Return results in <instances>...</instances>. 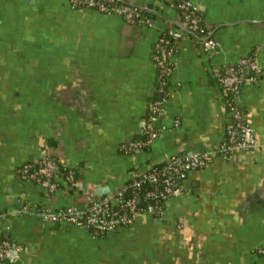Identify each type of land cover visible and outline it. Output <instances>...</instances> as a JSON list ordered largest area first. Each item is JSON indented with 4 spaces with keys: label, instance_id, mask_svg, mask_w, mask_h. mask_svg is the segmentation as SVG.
<instances>
[{
    "label": "crops",
    "instance_id": "crops-1",
    "mask_svg": "<svg viewBox=\"0 0 264 264\" xmlns=\"http://www.w3.org/2000/svg\"><path fill=\"white\" fill-rule=\"evenodd\" d=\"M128 1L161 11L128 22L69 0H0V242L21 247L0 264H264V0H194L221 50L179 40L160 134L133 154L120 144L142 132L157 85L153 48L180 16L160 0ZM248 55L262 69L242 93L257 150L189 170L162 219L140 215L104 236L35 212L84 204L172 155L216 149L227 109L213 63ZM51 149L79 176L49 197L18 168Z\"/></svg>",
    "mask_w": 264,
    "mask_h": 264
},
{
    "label": "built area",
    "instance_id": "built-area-1",
    "mask_svg": "<svg viewBox=\"0 0 264 264\" xmlns=\"http://www.w3.org/2000/svg\"><path fill=\"white\" fill-rule=\"evenodd\" d=\"M73 7L95 8L107 14L122 16L126 21L131 22L133 16L138 15L137 8L132 4H122L114 7L116 0H69ZM179 6L186 10L184 19L177 21L176 25L165 28L157 39L152 53V60L161 76H167L166 81L157 84L155 92L161 96L150 103L151 113L143 120L142 132L148 134L147 140H134L131 137L120 144V151L125 154H133L143 150L144 146H150L159 136L160 132L154 126L155 119L163 116L165 101L170 97V84L176 65L174 56L178 48V42L184 37H189V32L199 33L200 36L194 40L198 42L203 50L209 55H215L221 50V43L211 35L207 28H203L201 17L194 14L200 10L194 0H182ZM191 38V37H190ZM246 69L251 72L247 75ZM261 65L254 55H248L235 63L217 62L213 63V74L219 85H225L223 98L227 111L225 134L216 149L200 150L183 154H175L166 160L163 169H154L147 173L142 171L137 176L134 185L139 187L141 182H149L155 187L147 191L146 196L156 201L165 200L168 202L174 195L181 192L183 181L187 178L191 169H201L207 166L217 156L230 158L235 151H255L258 144L255 139L254 128L247 120L246 112L241 109L243 105L242 93L247 84L256 83L261 76ZM178 120L175 125L178 126ZM54 149L46 151L45 155L33 161L23 163L18 168L22 180H33L40 184L46 192V196H53L60 190V180L68 188L75 182L74 173L70 170L67 174H59V166L64 165L61 159L53 152ZM67 166V165H65ZM126 185L103 195L92 194L84 204L68 205L59 209L43 207L35 211L44 220L56 224H72L93 236H104L107 233L115 232L121 228L132 225L138 216L155 215L164 216L165 209L156 207L149 203L143 207L137 203V196L125 197ZM21 212L33 214L34 211L25 205ZM0 214V220H1ZM21 247L12 244L9 238H3L0 242V258L13 257L12 252H19ZM264 253V248H259Z\"/></svg>",
    "mask_w": 264,
    "mask_h": 264
},
{
    "label": "trees",
    "instance_id": "trees-1",
    "mask_svg": "<svg viewBox=\"0 0 264 264\" xmlns=\"http://www.w3.org/2000/svg\"><path fill=\"white\" fill-rule=\"evenodd\" d=\"M161 2H163V4H166L168 6H172V7H175V9L177 10V12L179 13V16H180V19H184V15L186 13V10L182 9L179 4L182 0H160ZM122 4H132L134 5L137 10H138V15L137 16H133L132 17V21L131 22H139L140 20H142L143 18H148L150 17V12L154 11V12H157V11H161V7H151V6H147V7H144V6H140V5H137V4H134V3H131L129 2L128 0H116L114 4H112L114 7L116 6H121ZM80 7V6H79ZM82 7V6H81ZM194 14H196L197 16L201 17V26L203 28H206L205 24H204V21H203V14L201 12V10H198V11H195ZM200 36V32L199 33H193V32H189V37L195 39V38H198ZM154 50V48H153ZM247 71V75H250L251 72L249 71V69H246ZM211 78L217 83L216 81V78L213 74V72L211 73ZM167 79V76H161L160 75V72L159 70H157V80H156V84H162L163 81H166ZM170 84V82H167V84H165V87H167L168 85ZM218 84V83H217ZM218 86L221 88V90L223 91V89L225 88V85H219ZM160 94L155 92L154 93V96L153 98L154 99H159L160 98ZM225 97H228V96H225L223 95V98L225 99ZM241 109H243L245 111V108H244V105H242ZM151 113V108L149 106L148 108V112L147 114L145 115V119L150 115ZM134 140H147L148 139V134L145 133V132H140L138 135L136 136H133L132 137ZM53 145H55L56 143L55 142H52ZM143 150L144 151H148L149 150V146H144L143 147ZM166 165V161H162V162H158V163H155L153 164L151 167H149L148 169H146L145 171L147 173H150L152 172V170L154 169H157V170H161L165 167ZM70 170L73 171L74 173V178H75V182L73 184V186L71 187L72 189H74L76 187V181L78 179V176H79V171L76 167H73V166H65V165H60L59 166V170H58V173L59 174H67ZM21 177V176H20ZM142 177L141 176H137V175H134L132 178L128 179L124 185H126V189H125V192H124V196L125 197H130V196H133V195H136L137 196V203L139 206L143 207L149 203H152L154 204L156 207H160V208H163V209H166V205H167V202L165 200H160V201H156L155 199L151 198V197H147L146 196V193L147 191L153 189L155 186L149 182H141V185L139 187H136L134 185V182L136 180H141ZM62 187V184H60V188ZM155 220L157 219H162V217L160 215H155L153 217ZM11 240V239H10ZM12 244H16L15 241L11 240ZM5 258V257H4ZM4 258H0V259H4Z\"/></svg>",
    "mask_w": 264,
    "mask_h": 264
},
{
    "label": "water",
    "instance_id": "water-1",
    "mask_svg": "<svg viewBox=\"0 0 264 264\" xmlns=\"http://www.w3.org/2000/svg\"><path fill=\"white\" fill-rule=\"evenodd\" d=\"M109 191V187L105 186L103 188H100L98 191H97V195H103V194H106L107 192ZM18 254V252L16 251H13L12 252V255H16Z\"/></svg>",
    "mask_w": 264,
    "mask_h": 264
}]
</instances>
